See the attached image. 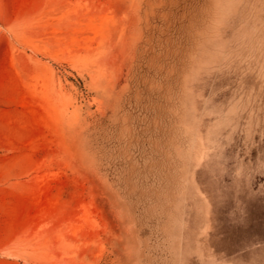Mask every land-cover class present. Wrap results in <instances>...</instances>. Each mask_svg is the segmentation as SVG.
Here are the masks:
<instances>
[{
	"label": "rangeland",
	"instance_id": "rangeland-1",
	"mask_svg": "<svg viewBox=\"0 0 264 264\" xmlns=\"http://www.w3.org/2000/svg\"><path fill=\"white\" fill-rule=\"evenodd\" d=\"M0 264H264V0H7Z\"/></svg>",
	"mask_w": 264,
	"mask_h": 264
},
{
	"label": "crops",
	"instance_id": "crops-1",
	"mask_svg": "<svg viewBox=\"0 0 264 264\" xmlns=\"http://www.w3.org/2000/svg\"><path fill=\"white\" fill-rule=\"evenodd\" d=\"M7 0H0V47L3 45L5 46L6 43V36H7V27L8 23L11 22L14 18L17 19V15L15 16L11 13L8 17L7 7H6ZM1 62H0V76H1ZM7 98V94L5 89L1 91L0 88V100H4Z\"/></svg>",
	"mask_w": 264,
	"mask_h": 264
}]
</instances>
